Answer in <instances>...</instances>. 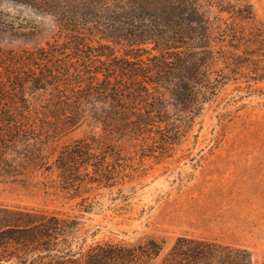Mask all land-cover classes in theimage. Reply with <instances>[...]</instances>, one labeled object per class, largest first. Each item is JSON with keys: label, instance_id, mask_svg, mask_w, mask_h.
I'll use <instances>...</instances> for the list:
<instances>
[{"label": "trees", "instance_id": "1", "mask_svg": "<svg viewBox=\"0 0 264 264\" xmlns=\"http://www.w3.org/2000/svg\"><path fill=\"white\" fill-rule=\"evenodd\" d=\"M8 1L51 17L66 41L13 59L40 68L28 73L30 93L0 63L2 180L56 166L70 182L87 145L76 140L55 155L56 141L85 122L111 134L162 122L169 128L167 96L181 111L200 114L224 78L214 42L235 20L254 17L249 0ZM36 91L39 103L26 95ZM80 230L76 216L0 204V264H254L249 248L203 236L181 235L163 252L164 241L149 236L86 245Z\"/></svg>", "mask_w": 264, "mask_h": 264}, {"label": "rangeland", "instance_id": "2", "mask_svg": "<svg viewBox=\"0 0 264 264\" xmlns=\"http://www.w3.org/2000/svg\"><path fill=\"white\" fill-rule=\"evenodd\" d=\"M249 2L254 17L235 20L214 42L224 78L200 114L167 96L169 128L162 122L111 134L85 122L56 141L55 155L76 140L87 145L70 182L56 166L0 179V204L76 216L86 245L149 236L164 241L166 252L189 234L245 246L254 264H264V0ZM54 39L66 41L51 17L0 0V63L27 92L28 73L40 68L13 59ZM41 94L26 95L39 103Z\"/></svg>", "mask_w": 264, "mask_h": 264}]
</instances>
